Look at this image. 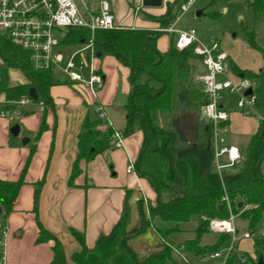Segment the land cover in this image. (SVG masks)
<instances>
[{
  "label": "trees",
  "instance_id": "1",
  "mask_svg": "<svg viewBox=\"0 0 264 264\" xmlns=\"http://www.w3.org/2000/svg\"><path fill=\"white\" fill-rule=\"evenodd\" d=\"M188 0H175L167 13L158 18L161 28L168 27L174 20V9ZM248 7L253 12V29H242L245 42L262 54L264 50L258 43V30L264 29V0H251ZM211 18H219L218 13L208 14ZM66 37L69 44H80L88 41V34L80 29H70ZM163 32L141 29L101 30L95 34L94 48L103 49L108 55L117 59L130 71L132 91L127 106V124L122 131L123 136L132 133L135 123L144 132L143 147L134 169L139 177L146 178L157 193L155 207H150L147 217L142 204L139 206L141 225L132 233L127 232L125 223L119 222L111 234L102 235L90 250L85 244V235L74 231L73 234L81 244L80 253L73 255L75 264H168L173 261L175 250L189 252L197 257L216 253L232 236L221 234L213 246H201V238L210 232L209 223L214 219H228L230 213L248 222V230L256 231L264 216V119H260L258 130L251 138L248 146L242 151L243 168L229 177L224 186L215 168V150L213 143V127L203 130L204 141L198 146L177 149V134L171 130L160 129L153 121L151 114L163 110H172L176 99L181 98L195 111L200 112L205 103V95L193 84V78L199 70L201 58L194 55L193 49L179 51L172 40L168 51L162 54L158 42ZM0 93L5 94V110L11 104L29 97L34 88L39 96L35 103L45 106L43 122L37 140L47 129L46 115L48 108L54 105L51 89L58 83L50 68H37L31 54L16 45L9 37L0 34ZM10 69L20 70L28 83L24 86L10 87L8 73ZM231 72L241 78L255 83L256 109L264 118V69L259 73L241 70L230 62ZM101 74V73H100ZM145 78L142 83L141 79ZM115 130L108 121L98 115L87 116L78 135V157L74 163L69 179L81 173L79 163L90 162L98 155L109 150L115 144ZM35 146L24 167L21 177L16 182L0 179L1 222L7 227L8 218L15 211L21 188L25 185V177L29 164L35 154ZM43 181L35 184L34 208L39 227V242L53 243L54 259L51 264H68L61 242L50 233L38 220V200ZM174 187L184 191L179 198L163 201V192ZM228 198L230 209L225 201ZM242 203V207L239 204ZM197 223L196 238L182 245H175L169 236L179 232L182 227ZM149 228L157 231L164 240L161 253L139 261L128 241L132 236L140 235ZM256 261H264V238L255 240ZM232 264L230 260L227 262Z\"/></svg>",
  "mask_w": 264,
  "mask_h": 264
},
{
  "label": "crops",
  "instance_id": "2",
  "mask_svg": "<svg viewBox=\"0 0 264 264\" xmlns=\"http://www.w3.org/2000/svg\"><path fill=\"white\" fill-rule=\"evenodd\" d=\"M109 1L115 12L118 29L158 30L161 28L158 18L167 13L169 6L175 0H163L161 8L150 9L142 6V0ZM201 13L204 15L205 12ZM176 16L174 9L173 17ZM262 31L264 38V29ZM258 43L264 50V44L259 36ZM84 44V41L80 43V45ZM169 46L166 47L163 43L160 48L158 42L162 54L168 51ZM94 50L95 66L103 77V85L99 88L97 97L95 98L83 84L75 85L69 83L67 78H58L62 82H58L51 89L54 105L48 108L47 129L39 140L37 135L43 122L45 106L42 103L22 104L17 101L5 110V94L0 93V179L8 182L18 181L30 157L32 147L36 148L25 177L26 183L17 199L16 209L8 218L5 247L7 264H51L54 259L53 243L38 241L39 227L33 208L35 184L39 181H43V185L38 200V220L61 242L68 264H75L73 255L82 250L81 244L73 234L74 231L85 235V244L92 250L99 237L111 234L121 221L125 223L129 233L139 229L140 204L147 217L150 207L157 205L158 196L149 181L139 177L135 169L131 173L128 172L129 165L135 164L143 147L144 132L138 123L134 124L130 135L123 136L122 147L112 146L90 162L82 160L79 163L81 173L74 179L73 185L69 184L79 153L78 135L85 118L96 117L97 108L101 106L106 115L104 120L108 121L114 130L122 133L127 124V106L132 91L130 71L103 49L94 48ZM91 55L90 52V62ZM85 62L87 63L88 60ZM230 62L236 65L231 59ZM2 65L3 61L0 58V67ZM263 69L264 63L263 68L257 73ZM202 71L203 67L199 63L198 72ZM227 76L234 82L241 78L232 72ZM224 78L226 77H221ZM143 81L145 82V78L141 79L142 83ZM27 83L26 77L20 70H9L10 87L24 86ZM226 109L230 114L229 132H236L241 128V134L251 140L258 130L259 123L257 126H252L250 123L246 124L245 120L239 121L237 104H235L236 116L234 109H231L227 103ZM198 112L179 97L176 99L174 109L153 112L151 117L160 129L171 130L177 134V149H187L198 146L204 141L203 130L208 127V123ZM175 123L178 124V128ZM15 125L20 127V134L16 138L11 134V129ZM185 129L198 131L197 144L184 141L182 134ZM243 136L241 138H244ZM25 139H29V142L23 145ZM238 143V139L230 138L227 146H234L240 150ZM183 193L181 187H174L163 192L162 199L173 200L181 197ZM196 227V222L187 224L181 231L172 233L168 240L175 245H182L189 240L177 238L188 233L193 235L190 240H194ZM205 235L201 238V246H213L221 236L217 234L218 238L213 242L205 243ZM245 235L238 243V251L240 253L244 250L248 251L250 254H246L255 259V240L253 242L252 236L245 238ZM128 245L137 259L144 261L161 253L165 242L155 229L149 228L140 235L132 236ZM228 245L229 243L225 247L229 249ZM231 247L234 249V245ZM218 253L222 254L219 251ZM190 255L192 254L189 252L175 250L173 261L168 264H183V259L191 263ZM208 255L201 256L203 262L210 260Z\"/></svg>",
  "mask_w": 264,
  "mask_h": 264
},
{
  "label": "built area",
  "instance_id": "3",
  "mask_svg": "<svg viewBox=\"0 0 264 264\" xmlns=\"http://www.w3.org/2000/svg\"><path fill=\"white\" fill-rule=\"evenodd\" d=\"M0 0V34L9 37L16 45L31 54L32 62L37 68H52L61 64L63 56L53 54V49L59 46L54 38L55 29H80L88 34L83 50L75 52L67 61L63 73L71 84H83L96 98L99 88L103 85V77L95 66L94 37L101 30L118 29L115 25V15L112 3L109 0H100L98 7L92 9L86 0ZM196 0H188L179 5L180 16L166 28L157 31L173 35L176 49L183 51L193 49L194 55L201 58L202 72L195 74L193 84L202 90L205 95V103L200 108V116L213 127V143L215 150V168L220 177L224 169L232 168L242 162V152L234 146H227L221 132L228 131L230 114L226 109L224 94H242L237 102V107L244 115H252L256 109L255 83L250 79L240 78L234 82L227 75L230 70L229 56L222 51L220 46L212 41L210 44L199 36L195 29L180 30L176 24L189 12ZM86 50H90L91 62L85 60L76 63V59ZM89 70V78L84 79L82 70ZM221 77H226L221 79ZM252 89L253 94L246 96L247 90ZM22 104L33 102L29 97L22 98ZM97 115L105 119L104 108L98 106ZM264 119V118H261ZM110 124V123H109ZM116 147L123 146L122 133L115 130ZM223 158L224 161L222 160ZM134 171L131 163L128 172ZM225 201L229 207L228 198ZM236 215L230 213L228 219H214L209 223V230L217 234H229L235 239L237 233L235 227ZM7 228H4L0 220V264H7L6 247ZM245 238H250L249 234ZM210 259L221 258L220 253L208 255ZM183 264H191L183 259Z\"/></svg>",
  "mask_w": 264,
  "mask_h": 264
},
{
  "label": "rangeland",
  "instance_id": "4",
  "mask_svg": "<svg viewBox=\"0 0 264 264\" xmlns=\"http://www.w3.org/2000/svg\"><path fill=\"white\" fill-rule=\"evenodd\" d=\"M89 3V6L94 10L98 7V3L100 0H86ZM251 0H196L194 5L189 9V12L186 13L183 18L178 22L176 28L180 30H190L195 29L198 31L199 36L203 38V40L207 43L212 42L213 40L220 46L222 51H224L230 59L235 62L236 65L239 66L241 70H247L250 72L257 73L259 69L263 68L264 56L261 52L252 49L244 40L242 35V29L247 28L248 30L253 29V12L252 9L248 7V2ZM80 5V0H77ZM150 9V8H145ZM175 12L177 16L180 14V7L177 6L175 8ZM199 12H205L204 15L198 16ZM115 13V12H114ZM179 13V14H178ZM218 13L219 18L214 19L211 18L208 14ZM176 16V17H177ZM116 25V22H115ZM117 26V25H116ZM54 38L58 41L59 46L53 49V54H61L63 56V61L61 64L53 65L51 70L54 76V79L57 81L58 78H66L63 73V69L70 59V57L82 49L86 45L80 44H69L66 42V37L70 33L69 30L66 29H55L54 30ZM258 35L260 37L261 42L264 44L263 31L262 29L258 30ZM173 40V35L163 34L159 40V47L164 43L166 47L170 45V41ZM264 48V45H263ZM88 60L87 64L90 62V50L84 51L77 59L76 63H80L82 60ZM259 73V72H258ZM82 75L85 80H87L90 76L88 69L82 70ZM194 79V78H193ZM58 82H62V80L58 79ZM144 82V81H143ZM242 94H231L226 92L224 94L226 102L231 109H234V115H237V110L235 109V104H237L238 100L242 97ZM200 113V112H198ZM239 121L245 120L246 124H252V126H257L260 119L262 118L257 109L252 115H244L240 111L238 112ZM240 123V122H239ZM175 126L178 128V124L175 123ZM241 129V128H240ZM238 128L235 131L229 132H221V136L225 138L226 145L228 144V139L236 138L238 139L239 148L245 149L246 145L248 146L249 138H245L241 134V131ZM178 130V129H177ZM244 138H241V137ZM247 141H246V140ZM244 166V162H240L236 164L232 168L224 169L221 173V179L223 185L227 184V181L231 175L238 173ZM1 219V215H0ZM235 227L237 233L235 235V239L231 237V239L226 242L218 251L221 252V259H210L208 262H203L202 257H197L195 255H190V261L192 264H228V260L231 261L232 264H255L256 258L252 259L246 253L248 251L239 252L238 246L241 239L245 234H249L252 236L251 241L258 238H264V216L262 221L257 228L256 231L248 230L247 221L237 217L235 219ZM190 240L193 238L191 234H184L179 236L177 239ZM218 238L216 233H206L205 235V243H211L213 240ZM176 239V238H175ZM239 240V241H238ZM229 243L228 246L234 245V249L231 247L226 248V244ZM250 254V253H249Z\"/></svg>",
  "mask_w": 264,
  "mask_h": 264
},
{
  "label": "water",
  "instance_id": "5",
  "mask_svg": "<svg viewBox=\"0 0 264 264\" xmlns=\"http://www.w3.org/2000/svg\"><path fill=\"white\" fill-rule=\"evenodd\" d=\"M142 6L144 8H161L163 6V0H142ZM202 13L199 12L198 16H201ZM83 42V41H82ZM253 90L249 89L246 92V96L252 95ZM29 98L33 101H37L39 99V96L34 88H32L29 92ZM11 134L13 137H18L20 134V127L19 125H15L11 129ZM183 139L185 142L189 144H197L198 142V131L196 129H185L183 131ZM29 142V139H25L23 141V145H26ZM239 207H242V203L239 204ZM2 213V209L0 207V215ZM255 264H264L263 259H259Z\"/></svg>",
  "mask_w": 264,
  "mask_h": 264
}]
</instances>
